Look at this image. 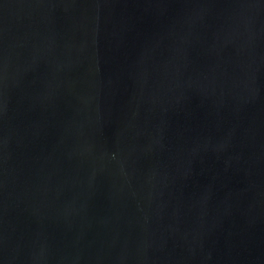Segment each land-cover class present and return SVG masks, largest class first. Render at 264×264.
<instances>
[{
    "label": "water",
    "instance_id": "water-1",
    "mask_svg": "<svg viewBox=\"0 0 264 264\" xmlns=\"http://www.w3.org/2000/svg\"><path fill=\"white\" fill-rule=\"evenodd\" d=\"M171 0H0V264H89Z\"/></svg>",
    "mask_w": 264,
    "mask_h": 264
}]
</instances>
